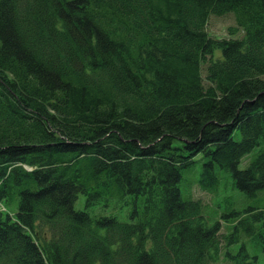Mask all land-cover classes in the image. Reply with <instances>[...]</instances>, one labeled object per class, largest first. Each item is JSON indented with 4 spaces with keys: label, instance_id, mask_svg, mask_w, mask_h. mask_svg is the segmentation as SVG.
I'll return each instance as SVG.
<instances>
[{
    "label": "trees",
    "instance_id": "trees-1",
    "mask_svg": "<svg viewBox=\"0 0 264 264\" xmlns=\"http://www.w3.org/2000/svg\"><path fill=\"white\" fill-rule=\"evenodd\" d=\"M263 142L264 0H0V264H258ZM199 163L256 200L224 247Z\"/></svg>",
    "mask_w": 264,
    "mask_h": 264
},
{
    "label": "rangeland",
    "instance_id": "rangeland-1",
    "mask_svg": "<svg viewBox=\"0 0 264 264\" xmlns=\"http://www.w3.org/2000/svg\"><path fill=\"white\" fill-rule=\"evenodd\" d=\"M231 28L233 31L236 30L235 34H231ZM207 30L208 33L215 38H240L244 35L242 29L238 27L233 13H228L225 15L212 14L207 24ZM221 55L222 51L218 49L215 53V56L220 57ZM203 76L205 77L204 72ZM261 149H264V142L261 144V146L257 147L252 154H249L245 158H243L240 164V168H245L248 165L251 157H253V155H255L257 151ZM199 167L200 163L199 166L193 169L194 171L186 173L184 172L183 181L181 183L182 193L184 196H188L189 191L192 198L199 199L202 201L205 207V213L206 215H208L212 222L215 220L220 221L221 241L224 247V241L226 240V236H228L229 233L232 231V223L221 218L222 212H224L226 208L230 205V201H225V199H231L234 202L235 207L239 206L240 208L255 204L256 200L247 197L244 192L234 187L232 177L222 172H220V175L222 177V186L218 192H210L203 189L197 181V177L200 171ZM260 198L262 200V204H264V192L260 193ZM84 199V196L81 195L79 200H77L76 202L77 208H84ZM117 215L121 219H127L124 212H120ZM243 239L245 241V245L248 251L251 254H256L258 256V264H264V250L262 249V247L252 243L248 237H244ZM241 244L242 241L240 243L233 244L231 248L233 249V251L236 252L241 246ZM225 262L226 260L224 258L223 248L220 260L217 262H212L211 264H224Z\"/></svg>",
    "mask_w": 264,
    "mask_h": 264
}]
</instances>
